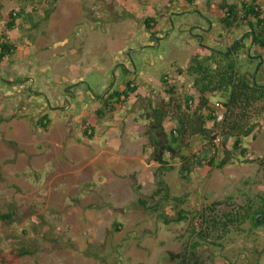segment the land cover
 <instances>
[{"label":"rangeland","instance_id":"374dc122","mask_svg":"<svg viewBox=\"0 0 264 264\" xmlns=\"http://www.w3.org/2000/svg\"><path fill=\"white\" fill-rule=\"evenodd\" d=\"M47 2L53 0H0V40L11 11L26 4L43 16L53 9L41 29L30 32L20 25L9 34L18 54L0 63V216H12L11 222L0 218V264L21 249L34 255L16 264H178L169 254L198 241L189 223L164 225L139 207V196H152L162 180L172 196L187 199L188 210L220 202L219 210L231 211L256 202L264 195L259 163L264 114L253 134L242 138L245 156L233 150L235 138H230L228 165L197 167L189 182L180 178L174 160L173 171L156 177L159 162L148 146L144 116L150 104L159 107L168 99L164 76L178 96L191 95L194 78L187 72L177 76L176 70H186L195 53L205 57L235 40L247 46L248 29L224 30L209 12L222 0H196L192 6L187 0H56L52 7ZM179 11L186 16L173 15ZM173 16L177 26L165 34ZM148 17L157 18L160 31L151 42L145 36ZM140 33L153 45L143 47ZM123 54L141 79H133L136 95L108 112L103 99L128 83L129 66L116 61ZM244 55L242 49L240 69L248 77L253 67ZM225 101L220 94L212 98L213 104ZM98 110L104 116H97ZM45 114L52 121L48 132L37 127ZM88 123L96 128L93 140L84 134ZM193 145L197 151L203 146L199 138ZM164 159L171 160L168 153ZM172 205H164L171 214ZM115 224L122 225L120 232ZM251 226L248 221L233 228L213 245L200 240L202 263L264 264V238Z\"/></svg>","mask_w":264,"mask_h":264},{"label":"trees","instance_id":"16d2710c","mask_svg":"<svg viewBox=\"0 0 264 264\" xmlns=\"http://www.w3.org/2000/svg\"><path fill=\"white\" fill-rule=\"evenodd\" d=\"M26 3L29 0H24ZM196 0H187L192 6ZM53 2L49 3L52 7ZM53 9L45 10L40 16L38 10L28 11V6L22 5L19 9L13 10L6 18L4 28L5 36L0 40V63L13 57L17 47L12 44L9 34L20 25H28L30 32L41 29L44 23L51 19ZM209 12L215 14L224 30L230 34L238 28L246 27L248 31L244 38L249 40L255 48L264 55V7L262 0H241L231 2L222 0L215 8L209 7ZM21 23V24H20ZM146 30L156 34L157 18L148 17L144 21ZM33 35L29 38L32 39ZM34 37V36H33ZM33 40V39H32ZM246 46L240 45L236 51H230L231 46L226 50L211 51L208 56L195 53L191 58L189 66L184 69H177L175 75L182 76L185 72L194 78L193 93L191 95L178 96L176 87L170 84L168 77L164 76L162 85L168 99L163 100L159 107L150 104V111L144 116L146 124L145 136L148 139V146L154 151V156L159 162L156 177H160L175 169L171 161H177L179 176L182 180L189 182L194 169L202 166H209L212 169H223L232 160L230 152L225 143L230 138H235L233 150L240 151L242 156L247 150L242 147V138L250 137L257 121L264 114V86L246 79L240 69V54ZM137 87L134 81H129L123 91H115L103 99L108 107V112H115L119 107H124L136 95ZM220 94L226 99L223 102L225 108V119L217 122L212 108V98ZM104 111H97V116H104ZM214 122V123H213ZM52 121L48 114L41 116L37 121V127L48 132ZM84 126L85 136L93 140L96 128L88 123ZM223 137V143L217 146L215 137ZM199 138L202 142V149L196 150L193 142ZM255 138V136H254ZM168 153L171 160H165L164 155ZM176 153V155H175ZM226 158H221L220 155ZM263 166L264 160H259ZM140 190V187L139 189ZM264 202V196H260ZM167 203L172 205L174 213L166 211L164 206ZM186 198L174 197L169 188L160 180L159 187L149 198L139 196L138 205L146 212L156 214L160 221L166 225L189 223L192 237L198 241L189 244L183 253H170V259L178 264H203L198 253L199 241H210L213 245L214 239L223 240L231 229L244 225L248 220L255 224L260 207L254 201L244 206L233 208L231 211L219 210L220 202L210 207L185 208ZM261 206H264L262 203ZM5 222H11V215H1ZM121 224H115V231L120 232ZM33 252L21 249L12 254V259L6 261L8 264H16L25 256H32Z\"/></svg>","mask_w":264,"mask_h":264},{"label":"flooded vegetation","instance_id":"af4514ba","mask_svg":"<svg viewBox=\"0 0 264 264\" xmlns=\"http://www.w3.org/2000/svg\"><path fill=\"white\" fill-rule=\"evenodd\" d=\"M176 13H178V14H176ZM189 14H191L190 11H189ZM173 15L182 16V18L184 16H186L185 12H181V11L175 12ZM176 24L177 23L175 22L174 16H173L170 20L169 28L166 29L164 33L166 34L167 31H170L173 27L177 26ZM196 27L198 28V26H196ZM146 34L149 36L148 37L149 40L151 39V37H153V36L156 37L157 35H159V33L158 34L157 33L151 34L147 30H146ZM238 42H239L238 40L234 41V43L231 45L230 51H236V49H238V47L240 45H245L243 42H241V43H238ZM248 43L249 44L245 48H243V50H244V53L248 52L247 55H244V56H249L248 61L250 62L251 66L253 67V75L249 78V80L256 83V84L264 86V77H261V72H264V55L262 53H260L251 42H248ZM152 45L153 44H151L150 46H152ZM125 72L128 75L131 73V71L128 70V68H125ZM133 72L134 73L137 72L135 68L132 71V73ZM263 186H264V175H263ZM260 196H264V195H259L257 198V201H256L257 207H258V205L260 207V212L256 216L255 224L253 222H251L250 220H248V221H250V223L252 224L251 231L254 232L255 234H257L258 236H260L261 238H264V206H261L262 203H264V202L260 199Z\"/></svg>","mask_w":264,"mask_h":264},{"label":"crops","instance_id":"0c3cea01","mask_svg":"<svg viewBox=\"0 0 264 264\" xmlns=\"http://www.w3.org/2000/svg\"><path fill=\"white\" fill-rule=\"evenodd\" d=\"M105 16H106V17H103L102 19H99V20H100V21H101V20H106V19H107V15H105ZM157 26H158V25H157ZM211 27H212V26H211ZM156 29H157V28H156ZM156 29H155V31H156L157 34H158L160 31H159V30L157 31ZM213 29H215L214 26L212 27L211 30L213 31ZM145 33H146V32H145ZM141 36H142V34L140 33L139 38H138V42L141 43V45L144 44L143 47H149V46H150L149 44H145V43H144V42H145V36H146V37H149V36H148L147 34H145V36L142 37V38L140 39ZM60 40H64V35L61 36ZM150 42H151V41H150ZM52 49H53V48H52ZM45 51H51V50H50V48H46ZM211 51H212V50H211ZM247 53H248V52H247ZM260 53H261V52H260ZM16 54H18V52H17ZM16 54H15V55H16ZM210 54H211V53H209L208 55H210ZM15 55H14V56H15ZM14 56H13V57H14ZM65 56H66V54H63V53H58V54H57V57H60V58H63V57H65ZM11 58H12V57H11ZM11 58H9V59H7V60L9 61V60H11ZM127 58H129V56L123 54V55H121V56L119 57V59L116 60L117 63H120V64H122V63L124 64V63H125V64H127V66H129V67H127V68H128V70L131 71V73H130L129 75L126 74L125 81H126V80H127L128 82H129V81H133L134 78H135V79H137V78H138V79H141V77H139V74H137V72H136V73H134V72L132 73V71H133L134 69H133L132 65L129 63V61H128ZM249 64H250V62H249ZM250 72H251V71H250ZM128 79H129V80H128ZM82 80H83V79H82ZM82 80H81V81H82ZM78 81H80V80L77 79V82H78ZM127 81H126V82H127ZM83 82H84V81H83ZM134 85L136 86L135 83H134ZM136 87H137V86H136ZM19 89H20V88H19ZM70 92H71V91H70ZM70 92H69V93H70ZM71 93H72V92H71ZM98 111H99V110H98Z\"/></svg>","mask_w":264,"mask_h":264},{"label":"built area","instance_id":"2783aa9c","mask_svg":"<svg viewBox=\"0 0 264 264\" xmlns=\"http://www.w3.org/2000/svg\"><path fill=\"white\" fill-rule=\"evenodd\" d=\"M212 108L215 111V113H214V116L216 117L215 120L217 122H220V123L223 122L225 119V108H224L223 104H221L220 102H217L216 104L212 105ZM214 142L217 146L222 145L223 137H221V136L215 137Z\"/></svg>","mask_w":264,"mask_h":264},{"label":"water","instance_id":"95a60500","mask_svg":"<svg viewBox=\"0 0 264 264\" xmlns=\"http://www.w3.org/2000/svg\"><path fill=\"white\" fill-rule=\"evenodd\" d=\"M151 39L154 40L155 37L153 36ZM242 41H243V40L239 41L238 43H241ZM233 49H234V48H233ZM247 74H248V77H246V76H244V77H245L246 79L249 80V76H252V74H251L250 72H248Z\"/></svg>","mask_w":264,"mask_h":264},{"label":"clouds","instance_id":"9594fccd","mask_svg":"<svg viewBox=\"0 0 264 264\" xmlns=\"http://www.w3.org/2000/svg\"><path fill=\"white\" fill-rule=\"evenodd\" d=\"M223 104V103H222ZM212 105H214V104H212Z\"/></svg>","mask_w":264,"mask_h":264}]
</instances>
